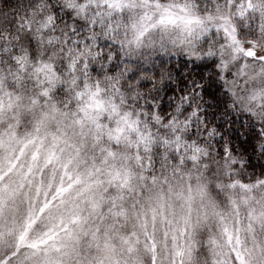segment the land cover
I'll list each match as a JSON object with an SVG mask.
<instances>
[{"label":"snow or ice","instance_id":"6c2138e0","mask_svg":"<svg viewBox=\"0 0 264 264\" xmlns=\"http://www.w3.org/2000/svg\"><path fill=\"white\" fill-rule=\"evenodd\" d=\"M0 264H264V0H0Z\"/></svg>","mask_w":264,"mask_h":264}]
</instances>
